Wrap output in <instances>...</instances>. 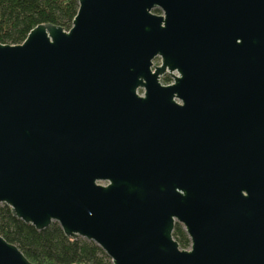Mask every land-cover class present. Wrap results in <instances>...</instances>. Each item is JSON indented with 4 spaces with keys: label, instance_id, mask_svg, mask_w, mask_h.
Returning <instances> with one entry per match:
<instances>
[{
    "label": "water",
    "instance_id": "95a60500",
    "mask_svg": "<svg viewBox=\"0 0 264 264\" xmlns=\"http://www.w3.org/2000/svg\"><path fill=\"white\" fill-rule=\"evenodd\" d=\"M1 203L112 264H264V0H78L0 43Z\"/></svg>",
    "mask_w": 264,
    "mask_h": 264
},
{
    "label": "trees",
    "instance_id": "16d2710c",
    "mask_svg": "<svg viewBox=\"0 0 264 264\" xmlns=\"http://www.w3.org/2000/svg\"><path fill=\"white\" fill-rule=\"evenodd\" d=\"M77 9L78 0H0V43L19 44L41 23L68 30ZM155 12L161 13V10ZM163 81L170 82V77L166 75ZM0 235L35 264H112L92 240L66 236L57 222L37 230L31 223L14 216L5 203L0 204ZM172 235L180 248L189 247V238L180 223H175Z\"/></svg>",
    "mask_w": 264,
    "mask_h": 264
},
{
    "label": "flooded vegetation",
    "instance_id": "af4514ba",
    "mask_svg": "<svg viewBox=\"0 0 264 264\" xmlns=\"http://www.w3.org/2000/svg\"><path fill=\"white\" fill-rule=\"evenodd\" d=\"M157 60V59H156ZM137 94L140 96V97H144V91L142 90H139L137 91ZM176 101H178L176 98H175Z\"/></svg>",
    "mask_w": 264,
    "mask_h": 264
}]
</instances>
